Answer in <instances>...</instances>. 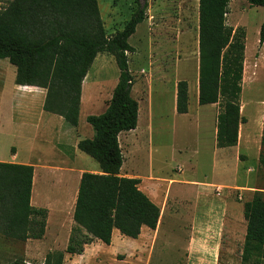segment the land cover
Here are the masks:
<instances>
[{"label":"rangeland","instance_id":"374dc122","mask_svg":"<svg viewBox=\"0 0 264 264\" xmlns=\"http://www.w3.org/2000/svg\"><path fill=\"white\" fill-rule=\"evenodd\" d=\"M9 1L0 0V9ZM97 2L104 29L109 37L122 31L138 7L146 6L145 19L137 25L135 33L128 39L129 45L134 48V52L128 53L127 56L134 78L131 93L140 106V124L135 130L122 133L119 137L124 160L120 174L153 181L161 187V192H156L149 186L146 188L153 196L160 194L158 206L161 208V222L169 218L170 196L177 194L184 187L174 184L172 180L188 178L218 186L221 193L219 199H224L230 207V216L228 215L224 222H234L231 236L222 237L218 264H241L245 221L238 212V206L251 199L253 192H264V166H258L253 174L247 173L248 167L254 170L258 165L257 114L261 104L264 105V45L259 47L258 39L260 26L264 22V9L251 7L245 0H231L229 5L226 20L233 28L232 41H236L240 33L244 34L246 41L241 113L249 123L247 129L254 133V145L243 140L242 129L243 141L240 148L218 149V169L214 176L213 131L219 105L200 106L195 102L194 83L198 65L197 0ZM14 72L15 69L8 60L0 59L2 154L9 153L8 145L13 143L23 128V115L19 107L25 104L26 100L23 99V94L14 90ZM88 73L82 89L79 129L66 130L65 141L56 137L37 141L33 153L30 154L37 165V199L42 201L41 208L49 211L46 239L44 242H31L28 246L26 242L0 233V264H13L15 261L23 264H45L46 256L55 252L63 253V264H108L117 260V257L123 258L121 254L116 253L114 245H91L88 244L90 237L86 233L77 229L70 233V227L75 225L68 222L70 211H67V202L74 191L77 172L80 167H84L88 172L98 170L96 162L83 153L88 161L78 159L70 164L72 144L86 139L89 129L92 132L85 119L105 111L119 75L113 57L105 53L96 56ZM181 80L186 81L188 85V116L177 115L175 112L174 91L177 82ZM148 94L150 96L147 101ZM147 106L149 115L146 118ZM144 123H147V126ZM239 153L242 154L241 161L244 158L245 160L238 165L236 162ZM164 203H167V207ZM192 212H187L186 207L184 208L183 213H187L184 222L191 220L189 217ZM68 235L75 237L71 243ZM81 235L87 239H82ZM53 239L50 247L52 250H46ZM166 239L170 240V244H167ZM90 240L95 241L93 238ZM77 241L84 243L78 244ZM173 241L171 235H165L160 227L155 233L153 244L151 243L148 250L135 261L137 264H208L210 261L201 259L199 252L193 258H188L184 253V245L177 242V246L172 247L175 242ZM69 244H73L78 251L67 254L65 249ZM166 245L169 246L168 249L165 248Z\"/></svg>","mask_w":264,"mask_h":264},{"label":"trees","instance_id":"16d2710c","mask_svg":"<svg viewBox=\"0 0 264 264\" xmlns=\"http://www.w3.org/2000/svg\"><path fill=\"white\" fill-rule=\"evenodd\" d=\"M245 1L264 9V0ZM230 2L198 0V104L219 105L216 145L223 149L237 145L239 125L245 122L240 112L246 41L243 33L232 41L233 28L226 20ZM145 11L146 6L138 7L122 31L109 37L97 0H10L0 9V59L14 66V83L45 90L43 110L69 127L78 126L82 83L96 56L109 54L116 63L118 80L105 111L86 117L93 136L77 143L96 162L98 173L81 175L72 215L77 226L104 245H110L114 229L136 239L142 227L155 230L160 217L158 206L140 190V180L120 175L118 137L136 128L139 110L131 93L134 78L127 55L134 48L128 39ZM263 45L264 22L258 39ZM175 111H188L183 80L176 84ZM258 165L264 166V111ZM32 179V166L0 162V233L22 242L42 239L47 223V210L30 205ZM242 214L241 264H264V192H253ZM77 251L73 244L65 249L67 254ZM45 264H63V253L48 254Z\"/></svg>","mask_w":264,"mask_h":264},{"label":"crops","instance_id":"0c3cea01","mask_svg":"<svg viewBox=\"0 0 264 264\" xmlns=\"http://www.w3.org/2000/svg\"><path fill=\"white\" fill-rule=\"evenodd\" d=\"M197 3H198V0H197ZM14 78H15V72H14ZM197 80H198V65H197V73L195 76V83H194L195 102H198V83H197L198 81ZM83 83H82V89H83ZM23 89H29V90H23ZM36 89H39V90L37 91ZM14 90L23 94V99L26 100V103L25 104L23 103L21 107H19L20 108L19 111H21V114L23 115V119H21L23 121V128L20 134L18 135V137L15 138L13 143L8 145L10 148L9 153L8 154L0 153V162L32 166L33 179H32L30 205L35 208H41L43 207V204L41 200L37 199V192H36L37 179H38V175L36 174L37 165L34 163V158L30 157V154L33 153L36 142L37 141L40 142L41 139H45V138L50 139V138L56 137V139L65 141L66 130L69 129V130L75 131L76 129H79V121H78L77 127H69L68 125L65 124L64 120L60 116L45 112L43 110L45 90L41 88L22 87V86H17L15 84ZM82 94L83 93L81 92V102H82V97H83ZM149 96L150 94L146 96L147 101L149 99ZM175 101H176V90L174 91V103ZM80 106H81V103H80ZM210 106L212 107L213 105H210ZM145 111H146L145 115L147 118V116L149 115V106H147ZM263 111H264V105L261 104L259 108V113L257 114V129H256V144H257L256 162L257 163H258V156L260 152L259 148H260V139H261V132H262ZM188 113H189V108H188L187 113L182 114V115L188 116L189 115ZM218 114L219 112L216 115V122H214V131H213L214 144H215V159L213 163L214 176L216 175V171L218 169V162H217V157H216L218 155V149H223V148H218L216 145ZM79 117H80V113H79ZM244 119H245V122L239 125L238 143L235 146L236 148H240L243 140L248 141L249 144L252 146L254 145V141H253L254 133H252V131L247 129L249 127V123L246 118ZM139 120H140V106L138 110V122H137L136 128L140 124ZM144 124L147 126V123H144ZM242 129H243V140L241 136ZM92 136H93V131L91 132L89 129V135L86 139H90ZM119 137H118V140H119ZM79 141L72 144V153H71L72 160L69 159L70 164L74 161H78V159L84 162L88 161V159L84 157L82 155V152H80L77 148V143ZM224 149H229V148H224ZM241 155H242L241 153L238 154V160L236 162L238 165L244 162L245 160L244 158V160L241 161L242 160ZM258 166L259 165H257V168L254 170L253 168L248 167L247 173L253 174L254 172L257 171ZM121 171H122V167H121L120 173ZM74 172L75 171H73V173ZM84 172H88V171H86L84 167H80L79 171L77 172L78 175L75 178L74 191L72 193L71 198H69L67 202V206H68L67 211H70L69 212L70 214L68 215V222L74 223L72 219V215H73V210H74V205H75V200H76V195H77V189H78V184H79L81 175ZM179 172L181 173L182 170H180ZM91 173H98V170L97 172H91ZM123 177H126V176H123ZM127 178H135V177L128 176ZM136 179H139V178H136ZM172 181H174V184L177 183L184 187L177 194L170 196L169 200L171 204L168 207V217L169 218L161 222V212H160V217H159V221L156 226V229L150 230L147 227H142L140 235L136 239L124 237L118 232V230L114 229L112 231L110 245H105V246L112 247V245H114L116 253L121 254L123 258L119 259L117 257V260H114L108 264H129V263L137 264L135 260L138 259L140 256H142L143 253L148 250V247L151 243L153 244L155 233L159 231L160 227L163 228V232L165 235L170 234L173 240L175 241V242L173 241L174 243L172 247L177 246L175 245V243L177 242L184 245L185 247L184 253H185V256H187L188 258H193V256H195V254L199 252L200 253L199 256L201 259L210 260L208 264H218L219 249L222 244L221 243L222 237L227 236V235L231 236L233 225H234V222H224V220L228 218L230 207L224 199H219L221 197L220 188L216 185H211L210 182H204V181L201 182L198 180L188 179V178H182L179 180L174 179ZM220 184H223V183H220ZM234 185H231V187ZM148 186L156 190V192H161V187L157 186L156 183H154L153 181H149V180H140V184H139L140 190L144 192L155 205L157 206L160 205L159 204L160 194L153 196L152 194L148 193L146 191V188ZM225 186L229 187L227 185ZM141 188L142 189L144 188V190H142ZM249 200L250 199H247L246 201H249ZM168 201L166 198V202ZM165 205L167 207V203ZM165 205H164V208H165ZM185 207H186L187 212L193 211L191 217H189L191 220H188V222H184V218L185 216H187V213H183ZM158 208L161 210L159 206ZM46 210H47V220H46L47 222L49 211L48 209ZM216 210L220 212H216ZM238 210H239L238 211L239 214L243 217V214H242L243 203L239 204ZM189 214L190 213H188V215ZM74 225L75 226L70 227V233L73 229H77L83 233H86L85 230L77 226L75 223ZM74 227H77V228H74ZM243 228H244L243 234L245 235V225H243ZM145 235H147V237H144ZM46 236H47V223H46L45 234L42 239H39V240L27 239L25 242L28 246L30 245L29 243L31 242H44L46 239ZM81 236L82 238H84L83 235ZM88 237L92 239L90 235H88ZM72 239H75V237H73V235H68V240L70 241ZM90 239H88L89 240L88 244L104 245L103 243H101L100 241L96 239H94L95 241L90 240ZM53 241L54 239L51 240V242L47 245L46 247L47 249L45 248L46 250L48 249L52 250L50 247L53 244ZM243 241H244V237L242 239V242ZM166 242L167 244H170L169 239H166ZM165 248L168 249L169 246L166 245ZM182 248L183 246L180 247L181 250ZM27 255H29V251L27 252Z\"/></svg>","mask_w":264,"mask_h":264}]
</instances>
